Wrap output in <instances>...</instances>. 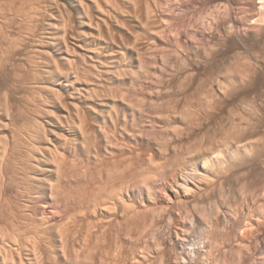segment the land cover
Returning <instances> with one entry per match:
<instances>
[{
	"label": "bare ground",
	"instance_id": "1",
	"mask_svg": "<svg viewBox=\"0 0 264 264\" xmlns=\"http://www.w3.org/2000/svg\"><path fill=\"white\" fill-rule=\"evenodd\" d=\"M49 1L0 0V264H152L118 240L148 244L164 224L200 264L228 248L231 264H264V179H243L246 161L264 164L263 112L244 96L264 75V17L248 25L244 0H182L209 9L184 28L158 0ZM234 170V190L188 205ZM143 192L157 201L137 206Z\"/></svg>",
	"mask_w": 264,
	"mask_h": 264
},
{
	"label": "rangeland",
	"instance_id": "2",
	"mask_svg": "<svg viewBox=\"0 0 264 264\" xmlns=\"http://www.w3.org/2000/svg\"><path fill=\"white\" fill-rule=\"evenodd\" d=\"M44 1L50 2L49 0H44ZM166 1H167V2H166ZM173 1H174V2H173ZM246 1H247V2H246ZM251 1H252V2H251ZM256 1H257V2H256ZM159 2H160V3H159ZM161 2H162V3H161ZM168 2H169V5H168ZM178 2L181 3L182 0H176V1H175V0H158L159 5H161V7H163L165 10H168V9H166V8H169L170 5H172V4H173V5H174V4H177V6H178V4H179ZM244 2H245L246 4H248L250 8L252 7L251 9L248 8V9L250 10L249 13H250L251 17L253 18V19L250 18V20H251L252 22H251L250 24H249V22H248V23H247L248 25H252V23H254L255 21H257V20H259V19H262V18L264 17V16H263V15H264V14H263V13H264V0H260V1H259V0H249V2H248V0H244ZM166 3H167V4H166ZM171 3H172V4H171ZM175 6H176V5H175ZM175 6H173V7H175ZM171 7H172V6H171ZM171 7H170V8H171ZM173 7H172V9H173ZM179 7H180V8H179ZM254 7H255V9H254ZM256 7H257V8H256ZM262 7H263V8H262ZM163 8H162V9H163ZM170 8H169V9H170ZM164 9H163V10H164ZM172 9H170L171 12H172ZM176 9H178V10H175V8H174V11H173V18H174L175 20L171 21V22H172L171 25H174V24H175V25L177 24L176 26H178V25H180V26L183 25L184 28L187 27L188 23H189V25H192L193 23H192V24H190V23H191L192 21H194V20H197V19H198L199 17H201V16H203L204 19L207 18L208 14H209V9H208L207 7L199 8V9H197L196 11H195V10H188V9H186L185 7H182V6H178V8H176ZM204 9H205V10H204ZM253 9H254V10H253ZM260 9H261V10H260ZM187 10H188V11H187ZM251 11H252V13H251ZM254 11H255V12H254ZM258 11H259L260 13H259ZM171 12H170V13H171ZM178 12H179L181 15L178 14ZM189 12H190V13H189ZM195 12H196V13H195ZM197 12H198V13H197ZM205 12H206V13H205ZM238 12H239V11H238ZM257 12L259 13V15H257ZM177 14H178V15H177ZM193 14H194V15H193ZM179 15H180V16H179ZM198 15H199V16H198ZM205 15H207V16H205ZM254 15H255V16H254ZM256 15H257V16H256ZM174 16H176V17H174ZM190 16H191V17H190ZM197 16H198V17H197ZM179 17H180V18H179ZM193 17H194L195 19H194ZM257 17H258V18H257ZM177 18H179V19H177ZM185 18H186V19H185ZM191 18H193V19L191 20ZM201 18H202V17H201ZM204 19H203V20H204ZM189 20H190V21H189ZM263 20H264V18H263ZM173 22H174V23H173ZM177 22H178V23L180 22V23L178 24ZM181 22H182V23H181ZM183 22H184V23H183ZM185 22H186V23H185ZM194 22H195V21H194ZM37 31H38V32H37ZM37 31H35V32H37V33H34V34H35L34 38L31 37V36H33V33H32V32H34V30H33L32 32L30 31L29 34H28L29 31H28V32L26 33V34H28V35L26 36V38H24L25 41L30 40V39H31L30 41H31L32 43H34V41H37V40L39 39V36L41 37V31H39V30H37ZM31 34H32V35H31ZM28 36H30L31 38L28 39V38H29ZM32 38H33V40H32ZM12 39H15V38H12ZM21 39L24 40L23 38H21ZM263 39H264V34H263ZM5 40H6V41H5ZM15 40H16V39H15ZM39 40H40V39H39ZM2 41H3V44H5V45L7 44V42H11V41H8L7 39H3ZM4 41H5V42H4ZM16 41H19V40H16ZM25 41H24V44H23L22 41H21V42L19 41V42L15 43L16 45H18V43H20V45H19L20 47H18V46L16 47V45L14 44L15 47H16L17 49L19 48L20 50H17V49H16L17 51H15V48H14L13 51L11 50L13 53L10 52V53H12V55H13V57H14V58H12V60H11L12 62L10 61V63H13L14 66L17 64V65H16L17 69H16V67H14V66H12L13 68L11 67L12 69L10 68V69H11V73L14 72V71H16V70L22 69V68H21V67H22L21 65H20L21 67H19V63H20V64L23 63V59H22V58H26L25 56H28V57L32 56V57H34V56H33L34 54L32 55V53L30 52V51H32V49H33V47L30 48V46L32 45V43L30 42V43H31V45H30L28 41H27V42H25ZM172 41H174V40H172ZM26 43H28L30 46L27 47V44H26ZM22 44H23V45H22ZM25 44H26V45H25ZM5 45H4V47H7V48L10 47V45H7V46H5ZM12 46H13V45H12ZM33 46H34V45H33ZM7 48H4V49H7ZM26 48H29L28 51L30 50L29 52H27L28 54L25 53V51H27ZM4 49H3V50H4ZM8 49H9V48H8ZM8 49H7V50H8ZM10 49H13V47L10 48ZM10 49H9L8 51H10ZM7 50H6V53H7ZM32 52H33V51H32ZM24 53H25V56H24ZM218 53H219L220 55H222L223 50H222V52H221V50H219ZM218 53H217V54H218ZM224 53H225V52H224ZM224 53H223V54H224ZM26 54H27V55H26ZM12 55H10V56L12 57ZM11 65H12V64H11ZM11 65H10V66H11ZM14 68H15L16 70H15ZM13 69H14V70H13ZM195 69H196V68H195ZM195 69H194V70H195ZM200 70H202V68H200ZM200 70H199V71H200ZM197 71H198V69H197ZM8 73H10V72H7V73H6L7 76H8V78H9V74H8ZM11 73H10V76H11ZM6 74H5V76H4V77H6V78L3 77V79H4L5 81H4V82L2 81V82H3V85L5 84L4 86L7 85V81H6V79L8 80ZM262 74H263V73H262ZM262 74H260V75H261L260 77H262V78H257V80L259 79V81H257L256 79L253 80L254 85H253V82H251L253 86L250 85L251 88H250V87L248 88V91H249L250 93L246 90V93L244 94V96L247 95V94L249 95V97H248L247 99H249V98H250V95H251V98L253 97V98H252L253 100H252V99H251V100H252V101H255V100H256V101L253 102V103L250 101V103H252V105H255L256 108H257V106L260 107V109H259V107H258V110H259L258 115L261 114V113L263 112V113L261 114V116H263V117H261V116H259V117H261V118H258V117H257L258 120H259V119H261V120H259V121L256 120L258 123L256 122L257 125L255 124L256 127H258L259 124L261 125V126H260L261 128L259 127V129H258V128L256 129V127H255L256 130H260V129H262L261 132L258 131V132L261 133V134L264 133V132H263V131H264V130H263V129H264V123H263V122H264V120H263V119H264V78H263V76H264V75H262ZM151 76H152V75H151ZM262 79H263V80H262ZM11 81H12V80H11V77H10V78H9L8 85H7L8 87H9V84H11ZM256 81H257V82H256ZM249 89H251V90H249ZM252 89H253V90H252ZM260 93H261V94H260ZM248 95H247V96H248ZM247 96H246V97H247ZM246 97L244 98L245 100H246ZM262 97H263V98H262ZM261 98H262V99H261ZM246 101L249 102V100H246ZM262 101H263V102H262ZM260 105H261V106H260ZM261 108H262L263 110H262ZM258 115H257V116H258ZM262 136L264 137V135H262ZM252 161L254 162V160H251V161L248 160V162L246 161V163H244V164L248 165V163L250 162L249 165H251V167H249V165H248V168H247V166H245V167H244V170H246V169L249 170L250 168H251V169H250V172L246 170L247 172H249V173H248L249 176L246 178V175H245V176L243 177V179L245 178V179H247V181H249L250 183L257 184V183H259L260 181H262V180L264 179V174H262L263 176H261V173H262L263 170H264V166H262V165H264V164H263L262 162H260V161H256V162H254V163H256V164H254V163L251 164ZM257 162H260V163H258V164L260 165V167H257V166H258V165H257ZM262 167H263V168H262ZM245 168H246V169H245ZM262 169H263V170H262ZM240 172H241L242 175H243L244 173H247V172H245V171H243V170L240 171ZM242 172H243V173H242ZM232 173L234 174V176H235V173L237 174V172L234 170L233 172H231L230 174H228L229 176L226 175L224 178H223V177L220 178V180H219L220 182L218 181V182L216 183V189H215V191L212 190V191H214V193H213L212 191H208L209 194L206 195L207 191H202V192H200V193H196V194H194V195H189L188 198H187L188 201H189V202H188V205H189V204H190V205H191V204H194L193 202H195V203H197L196 206L201 208V207H202V206H201V203L203 204V202L205 201L204 197H205V198H210V197H212L213 195H217V194H219V191L221 192V193L219 194V196H220L221 194H222V196H223V195H225L224 193H225L226 191H227V192L229 191V190H227V189L234 190L233 185H234V182H236V180H237V177H236L237 175L235 176L236 179H233V175H232ZM241 174H239V175H241ZM251 174L254 175V179H253L254 181H253V182L250 181V180L252 179ZM230 175L232 176V178H231ZM239 175H238V176H239ZM242 175H241V176H242ZM253 175H252V176H253ZM259 175L262 177V179L259 177L260 179L256 181V179H258V178H255V176L257 177V176H259ZM248 178H251V179H248ZM233 180H235V181L233 182ZM158 181L161 182V180H158ZM223 181H224V182H223ZM256 182H257V183H256ZM222 184H223V185H222ZM229 186H230V187H229ZM221 187H222V188H221ZM219 188H220V189H219ZM224 188H225V189H224ZM221 189H222L224 192H222ZM155 190H156V189H155ZM217 190H218V191H217ZM225 190H226V191H225ZM164 191H165V190H164ZM164 191L161 190V189H158V190H156V191H153V190H152V192H150V193H151V196H155L156 199L158 200L157 203L160 202L159 204L162 205L163 208L166 207V205H167V203H168L167 201H168V199L170 198L169 195L171 194V193H168V192H166V191L164 192ZM216 191L218 192L217 194L215 193ZM204 192H205V193H204ZM227 192H226V193H227ZM143 193H144L145 195H143ZM143 193H142V194H137L138 196H137V195L133 196V198L135 197L136 199H132V201H134V202L137 204V206H140V207H141L142 205H145V204L147 205V204L151 203L150 201H152L151 199H150V201H149V199L147 198V192H143ZM153 193H154L155 195H154ZM161 193H162L163 195H162ZM152 194H153V195H152ZM157 194H158V195H157ZM165 194H166V195H165ZM167 195H168V196H167ZM198 195H199V196H198ZM201 195H202V196H201ZM210 195H211V196H210ZM206 196H207V197H206ZM155 197H154V198H155ZM161 197H162V198H161ZM200 197H201V198H200ZM214 197H215V196H214ZM154 198H152L153 201H157V200L154 199ZM164 198H166V199H164ZM212 198H213V197H212ZM203 199H204V201H203ZM137 200H138V201H137ZM164 200H166V201H164ZM153 201H152V202H153ZM202 201H203V202H202ZM165 204H166V205H165ZM163 205H165V207H164ZM190 205H189V206H190ZM198 205H199V206H198ZM166 225L170 227V225H168V224H164V226H163L164 228L160 225V227L158 228V230L156 229L157 231L155 230V231L153 232V233H155V234H154L155 236L152 234V235H153V240H152V238L150 237L151 239H150V240L148 239V240H149V242H147L148 244H145V245L143 244L144 242H143V243L141 242V243H139V244L136 245V243H135L134 241H133V242H131L132 240L130 241V238H128V237L126 236V237L129 239V240H127V238L124 236L126 239H123L124 237H123V235H121L120 237H123V238H122V239L119 238L118 242L122 240V241H121L122 244L119 242L118 245H120V246H119L120 249H122V248L124 249V250L122 249V251H124V253L121 252V254L123 253L122 256H124V254L129 255V257H130V256L132 257V255H134V254H135V255L137 254V256L142 255V256H144V259L146 258V260H147V259L150 260V261L147 260L148 262L153 261L152 264H169V263H170V264H172V263H173V264H177V263L180 264V263H181L180 260H185V261L187 260V261H186V262H187L186 264H188V263H189V264H194V263H195V264H198V263L200 264L199 258L196 257V254L191 255V256H193V257L188 256V257L191 258V259L189 258L190 260L188 259L187 255H184V254H186V252L184 253L183 250L181 251V249L179 248V246H177V243L175 242V241H176V238H174V236L172 237L171 234H169V233H171V232H170V228L168 229V227H167ZM166 228H167V229H166ZM262 228L264 229V227H262ZM259 230H260L261 232L264 231V230L262 231V229H259ZM167 231H168V232H167ZM159 232H160V233H159ZM163 233H164V235H163ZM166 233H167V235H166ZM152 235H151V236H152ZM164 236H165V237H164ZM170 236H171L172 238H171ZM258 236H259V235H258ZM160 237H161V238H160ZM175 237H176V236H175ZM165 238H166V239H165ZM258 238H259V237H258ZM258 238H257V239H258ZM168 239H169V240H168ZM171 239H172V240H171ZM173 239H174L175 241H174ZM148 240H146V241H148ZM156 240H157V241H156ZM165 240H166V242H165ZM123 241H124V243H123ZM129 241H130V243H129ZM151 241H152L154 244L157 243V245H154ZM154 241H155V242H154ZM169 241H170V242H169ZM171 241H172V242H171ZM197 241H198V240H196L194 244H196ZM257 241H260V238H259V240H257ZM160 242H161V243H160ZM132 243H133V244H132ZM134 243H135V244H134ZM145 243H146V242H145ZM158 243H159V244H158ZM129 244H132L134 247H133L132 245L130 246ZM165 244H166V245H165ZM121 245H123V246H121ZM135 245H136V246H135ZM138 245H140V247H138ZM141 245H142V249H141ZM147 245H148V246H147ZM160 245H161V246H160ZM144 246H146V248H145ZM155 246H156V247H155ZM173 246L175 247V249H173V248H174ZM196 246H197V245H196ZM121 247H122V248H121ZM132 247H133V248H132ZM136 247H138V248L136 249ZM148 247H149V248H148ZM157 247H158V248L160 247L159 249H161V250H159ZM164 247H165V248H164ZM188 247H189V246H188ZM163 248H164V249H163ZM168 248H169V249L171 248V249H173V250H171V249L169 250ZM228 249H229V248H228ZM228 249L226 250L227 252L225 251L226 254L224 253L226 257H225L224 254H222V253H220V255L222 254L221 257H218V259H220V261L222 260V259H221L222 256H223V258H224V257L227 258L228 260L225 259V262H224L225 264H231V262H233V260H234V261H237V260H238V256H237L238 253H237L235 250H233V248L230 249V250H232V251H230V250L228 251ZM126 250H128V251H126ZM151 250H152L153 252H152ZM155 250H156V251H155ZM178 250H179V251H178ZM119 251H121V250H119ZM131 251H132V252H131ZM160 251H161V253H160ZM162 251H163L164 253H163ZM171 251H172V252H171ZM125 252H127L128 254L125 253ZM142 252H143V253H142ZM175 252H176V253H175ZM235 252H236L237 255H235ZM141 253H142V254H141ZM167 253H168V254L170 253V254L168 255ZM173 253H174V254H173ZM119 254H120V252H119ZM121 254H120V255H121ZM160 254H161V256H162L163 258L160 256ZM135 255H134V256H135ZM149 256H151V257H149ZM155 256H156V257H155ZM159 256H160L161 258H160ZM182 256H186V257H184V259H183ZM197 256H198V255H197ZM229 256H230V257H229ZM126 257H127V256H126ZM131 257H130V258H131ZM153 257H154L155 259H154ZM177 257H178V259H179V260H178L179 262L176 261V260H177ZM165 258H166V259H165ZM193 258H194V259H193ZM159 259H160V261H159ZM167 259H169V260H167ZM171 259H172V260H171ZM197 259H198V261H196ZM229 259H230V261H229ZM235 259H237V260H235ZM161 260H162V261H161ZM163 260H164V261H163ZM158 261H159L160 263H159ZM189 261H191V262H189ZM220 261H218L217 264H219ZM227 261H229V262H227ZM148 264H150V263H148ZM201 264H203V263L201 262ZM204 264H205V263H204ZM206 264H207V263H206ZM210 264H211V263H210ZM221 264H222V263H221Z\"/></svg>",
	"mask_w": 264,
	"mask_h": 264
}]
</instances>
